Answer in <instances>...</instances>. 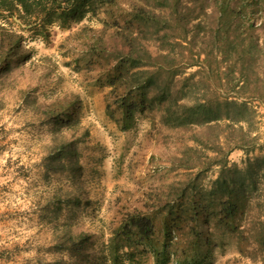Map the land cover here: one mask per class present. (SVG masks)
I'll list each match as a JSON object with an SVG mask.
<instances>
[{"label":"rangeland","instance_id":"obj_1","mask_svg":"<svg viewBox=\"0 0 264 264\" xmlns=\"http://www.w3.org/2000/svg\"><path fill=\"white\" fill-rule=\"evenodd\" d=\"M121 1L119 6L100 10L95 17L86 15L68 28L51 25L46 37L18 21H2L21 36L20 53L29 51L30 56L0 72V264H78L70 252L56 248V235L65 225L94 241L95 255L87 264H106L102 259L105 246L114 233L123 232L121 222L133 212L151 217L154 230L148 244L133 245L135 262L155 264L156 251L163 250V224L169 217L164 206L151 210L157 202L155 195L170 184L196 177V169H182L177 160L185 149L196 146L191 137L203 134L204 129L163 126L160 117L166 104L137 106L126 131L107 115V105L115 106L107 96L112 63L108 67L94 55L98 50H93L81 31L101 36L102 22H106L111 32L114 23L121 27L131 5L143 3ZM201 1L199 5L210 18L192 20L189 28L199 21L212 26L214 5L210 0ZM232 1L233 8L250 16L260 35L259 14L252 6L243 7L240 0ZM151 5L152 0H145L146 9ZM152 10L167 16L157 8ZM150 50L155 52L153 46ZM56 100L79 101L81 112L75 126L49 123L47 107ZM250 104L255 111L251 136H258L262 145L264 106L254 100ZM224 123L219 122L221 131ZM57 136L77 142L75 160L82 166L79 176L47 168V155ZM261 156L259 148L248 155L234 149L228 161L242 166L246 159ZM216 171L211 167L197 176L196 189L208 190ZM57 197L76 199L78 206L62 203L55 213L51 206ZM209 205L204 197L206 219L180 222L174 243L166 251L167 264H251L238 253L236 235L214 225Z\"/></svg>","mask_w":264,"mask_h":264},{"label":"trees","instance_id":"obj_2","mask_svg":"<svg viewBox=\"0 0 264 264\" xmlns=\"http://www.w3.org/2000/svg\"><path fill=\"white\" fill-rule=\"evenodd\" d=\"M121 2L0 0V72L30 56L29 51L20 53L21 36L9 31L4 22L18 21L46 37L51 25L68 28L86 15L95 17L100 10L106 12ZM202 2L152 0L151 9H146L143 0L142 5H131L126 11L121 27L114 23L110 30L115 29L110 32L107 23L102 22L101 36L84 33L88 30L81 33L93 50H98L95 56L108 67L112 63L107 96L115 106L107 105L106 113L121 130L131 128L137 106L155 103L166 104L160 117L163 126L204 129L203 134L191 137L196 146L185 149L177 160L182 169H196V177L170 184L155 195L157 202L151 210L164 206L169 217L163 224V250L156 251L155 264L168 263L166 251L174 243L180 222L206 219L204 197L212 208L214 225L236 235L238 253L251 264H264V144L258 143V136H251L250 123L255 114L250 102L258 101L264 106V0L239 1L259 14L260 35L250 16L233 8L232 0H210L214 5L212 26L199 21L189 28L192 20L210 18L199 5ZM156 8L167 16L156 14L152 10ZM189 51L194 53L190 55ZM192 68L195 71L187 74L186 70ZM213 90L221 92V97ZM114 110L119 117H115ZM80 112L79 101L56 100L47 107L48 121L56 127L75 126ZM223 120L221 131L219 122ZM76 143L55 137L47 155V168L79 176L82 166L75 160ZM258 148L263 156L248 158L242 166L228 161L234 149L248 155ZM211 167L217 168L215 179L208 190L198 191L197 176ZM55 200L51 206L55 213L62 203L78 206L76 199ZM121 229L123 232L110 237L102 259L106 264H137L132 247L151 241L152 218L133 212L125 216ZM94 244L90 235L76 232L69 225L56 235V248L70 252L78 264H87L94 258Z\"/></svg>","mask_w":264,"mask_h":264}]
</instances>
